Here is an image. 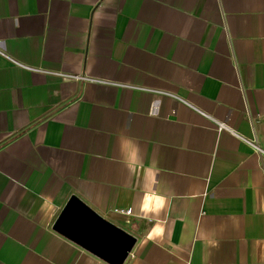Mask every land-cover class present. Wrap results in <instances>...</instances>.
<instances>
[{"label":"crops","instance_id":"1","mask_svg":"<svg viewBox=\"0 0 264 264\" xmlns=\"http://www.w3.org/2000/svg\"><path fill=\"white\" fill-rule=\"evenodd\" d=\"M261 149L264 0H0V264H109L73 195L125 264H264Z\"/></svg>","mask_w":264,"mask_h":264},{"label":"water","instance_id":"2","mask_svg":"<svg viewBox=\"0 0 264 264\" xmlns=\"http://www.w3.org/2000/svg\"><path fill=\"white\" fill-rule=\"evenodd\" d=\"M54 229L109 264H125L137 239L73 195Z\"/></svg>","mask_w":264,"mask_h":264},{"label":"built area","instance_id":"3","mask_svg":"<svg viewBox=\"0 0 264 264\" xmlns=\"http://www.w3.org/2000/svg\"><path fill=\"white\" fill-rule=\"evenodd\" d=\"M16 65L18 66H22V67H25V68H28L26 66H23V64L19 63V62H14ZM29 69H32V70H36L35 68H29ZM66 79H72V80H90V81H100V80H97V79H93V78H90L88 76H82V75H73V74H58ZM226 125L224 123H219V128L220 130H222L223 128H225ZM262 150V149H261ZM262 154H263V157H264V150H262ZM127 214H130L131 213V210H127L126 211Z\"/></svg>","mask_w":264,"mask_h":264}]
</instances>
